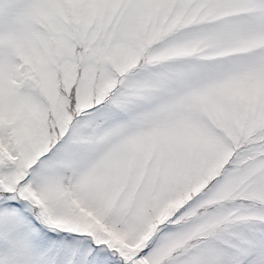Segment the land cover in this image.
<instances>
[{"label":"snow or ice","instance_id":"snow-or-ice-1","mask_svg":"<svg viewBox=\"0 0 264 264\" xmlns=\"http://www.w3.org/2000/svg\"><path fill=\"white\" fill-rule=\"evenodd\" d=\"M0 264H264V0H0Z\"/></svg>","mask_w":264,"mask_h":264}]
</instances>
